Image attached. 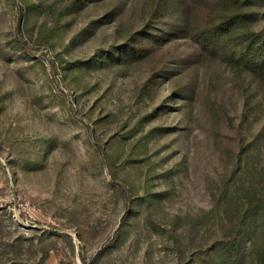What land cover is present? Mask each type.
Wrapping results in <instances>:
<instances>
[{"label":"rangeland","instance_id":"1","mask_svg":"<svg viewBox=\"0 0 264 264\" xmlns=\"http://www.w3.org/2000/svg\"><path fill=\"white\" fill-rule=\"evenodd\" d=\"M78 2L0 0V264H182L231 228L224 183L257 209L254 264L264 88L191 31L232 9Z\"/></svg>","mask_w":264,"mask_h":264},{"label":"trees","instance_id":"2","mask_svg":"<svg viewBox=\"0 0 264 264\" xmlns=\"http://www.w3.org/2000/svg\"><path fill=\"white\" fill-rule=\"evenodd\" d=\"M74 1V0H73ZM87 0H79L84 5ZM251 0H214L210 9L217 7L232 9L229 16L216 18L206 26L192 28L193 36L203 50L214 55L222 52L224 58L235 67L242 68L264 88V27L254 29L256 13L244 11ZM214 12V11H213ZM247 27V30H246ZM258 28V26H257ZM154 38V36H149ZM147 49L138 50L136 58L141 57ZM134 54L128 53L132 57ZM71 63L64 67L69 69ZM218 205L231 211V228L213 242L200 243L190 250H182L180 263L186 264H245L247 255L245 243L253 233V224L257 218V209L246 208L230 190L229 183H224ZM258 207V203H256ZM262 242L250 250L254 264H264V235ZM12 251L20 250L19 246L10 244ZM17 254V253H16ZM8 264H27L12 258Z\"/></svg>","mask_w":264,"mask_h":264}]
</instances>
